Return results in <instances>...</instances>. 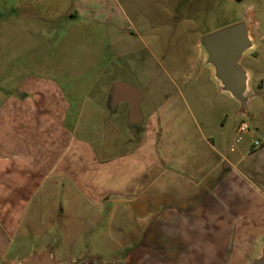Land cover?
<instances>
[{"label": "crops", "instance_id": "1", "mask_svg": "<svg viewBox=\"0 0 264 264\" xmlns=\"http://www.w3.org/2000/svg\"><path fill=\"white\" fill-rule=\"evenodd\" d=\"M104 4L105 0H0V20L24 16L35 5L48 19L60 16L74 23L104 16ZM247 29L252 47L241 59L249 53L250 61L263 64L264 34H258L256 26ZM241 66L247 72L248 101L247 110H240L239 122L249 124L242 140L233 143L221 138L216 143L215 137L207 138L201 129L199 137L189 140L172 132L163 138L160 163L152 144L145 153L117 156L115 175L122 168L132 171L140 163L149 182H142L140 188L132 184L125 190L118 188L107 201L95 190L83 195L68 179L74 153L65 122L67 104L58 85L35 81L50 77L33 75V82L1 91L0 256L8 250L15 253L3 256L2 262L26 259L52 247L56 261L80 262L90 257L92 264H106L89 253L88 245L109 226L121 240L118 247L127 250L119 264H148L155 238L171 249L192 250L191 254H196L194 250H232L231 255L233 250H260L264 243V70ZM255 99L258 104L252 108L249 102ZM239 122L234 126L236 134ZM254 139L261 141L259 147H253ZM85 156L96 170L106 164L102 155ZM155 165L160 172L154 170ZM64 172L63 182L58 174ZM155 173L161 182L153 185ZM90 227H98L95 235L85 234ZM23 244L27 252L20 253ZM227 257L223 264L229 262ZM160 260L158 264L163 263Z\"/></svg>", "mask_w": 264, "mask_h": 264}, {"label": "rangeland", "instance_id": "2", "mask_svg": "<svg viewBox=\"0 0 264 264\" xmlns=\"http://www.w3.org/2000/svg\"><path fill=\"white\" fill-rule=\"evenodd\" d=\"M104 5V16L74 23L60 16L48 19L35 5L27 6L29 13L24 16L0 20V92L33 82V75L50 77L35 81L58 85L67 104L65 122L74 153L68 179L83 195L95 190L107 201L118 188L125 190L131 184L140 188L142 182H149L140 163L132 171L122 168L115 175L117 156L145 153L152 144L160 163L163 138L172 132L189 140L199 137L201 129L207 138L215 137L216 143L221 138L235 143L234 126L243 114L241 106L214 78V67L207 62L200 39L241 22L264 34V0H105ZM248 54L241 64L264 70V63L250 61ZM114 81L128 82L142 93L141 124L128 123V103L112 106ZM253 83L254 76L252 92ZM249 104L254 108L258 99ZM86 153L104 156L106 164L94 169ZM157 166L154 170L160 172ZM66 177L65 172L58 174L63 182ZM159 182L161 176L156 178L155 173L153 185ZM97 228L90 227L85 234L95 235ZM105 229L88 251L106 264H119L127 250L118 247L121 240L112 226ZM23 246L20 253L27 252ZM151 247L148 264H158L159 259L162 264H223L227 256L225 264H250L261 252L255 248L233 250L234 255L232 250H194L196 254H191L192 250L171 249L159 238L151 240ZM14 255L13 250L7 251V257ZM3 256L0 263L5 261Z\"/></svg>", "mask_w": 264, "mask_h": 264}, {"label": "water", "instance_id": "3", "mask_svg": "<svg viewBox=\"0 0 264 264\" xmlns=\"http://www.w3.org/2000/svg\"><path fill=\"white\" fill-rule=\"evenodd\" d=\"M200 43L207 52V62L214 67V76L221 85V89L240 104L241 110H247V72L241 66L243 53L252 47L248 29L245 23H236L226 28L204 35ZM143 96L139 89L125 81H114L111 89V104L115 106L121 102L129 105L128 123L141 124L142 115L140 102ZM260 255L250 264H264V245ZM88 257L80 262L56 261L53 248L49 247L42 253L34 252L28 258L16 262H2L1 264H92Z\"/></svg>", "mask_w": 264, "mask_h": 264}, {"label": "built area", "instance_id": "4", "mask_svg": "<svg viewBox=\"0 0 264 264\" xmlns=\"http://www.w3.org/2000/svg\"><path fill=\"white\" fill-rule=\"evenodd\" d=\"M237 137L236 141H240L243 138V134L249 131V124L246 121H240L237 126ZM253 147H259L261 145V141L254 139L252 140Z\"/></svg>", "mask_w": 264, "mask_h": 264}]
</instances>
